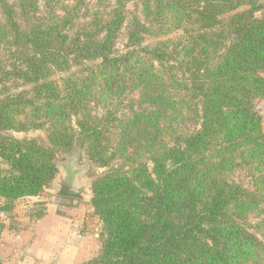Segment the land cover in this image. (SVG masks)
I'll list each match as a JSON object with an SVG mask.
<instances>
[{"label": "trees", "instance_id": "16d2710c", "mask_svg": "<svg viewBox=\"0 0 264 264\" xmlns=\"http://www.w3.org/2000/svg\"><path fill=\"white\" fill-rule=\"evenodd\" d=\"M134 1L45 0L40 13L0 0V213L78 145L105 169L90 185L101 249L80 264H264L249 222H264L262 6L139 0L141 19ZM37 130L45 140L12 136Z\"/></svg>", "mask_w": 264, "mask_h": 264}, {"label": "rangeland", "instance_id": "374dc122", "mask_svg": "<svg viewBox=\"0 0 264 264\" xmlns=\"http://www.w3.org/2000/svg\"><path fill=\"white\" fill-rule=\"evenodd\" d=\"M70 2V0H66ZM45 0H38L39 12H44ZM63 0H51V4L54 8L59 7ZM67 3V2H65ZM71 3V2H70ZM259 5L262 6L257 16L264 14V0L258 1ZM128 11L131 15L139 16L141 19L143 16L141 15V5L139 0H135L133 4H129L127 6ZM57 12L59 14L60 10ZM180 35V32L176 31L175 33L170 34L167 38L174 40L177 35ZM155 41V38L146 37L145 44L151 45ZM124 44V36H120L117 42V48L120 50L122 45ZM59 75L53 76V79H58ZM132 99H137V93L132 94ZM136 107V105H134ZM254 109L255 112L261 118V127L264 133V97L254 101ZM192 125L190 123L185 124L184 128L191 129ZM12 136L16 139L21 138H30V139H38L45 140L44 131H28L26 133H12ZM57 174L54 179L50 182L48 186H46L37 196L35 197H26L22 199H18L13 203L12 209L18 208L23 211L24 217H30V219L40 218L46 210L48 205H51V208L56 206L55 215L58 212V209L61 210L58 212L61 215H56L57 217L66 218V224L69 226V233L75 235L76 239L71 240L69 243H77L78 239L89 236L91 240L94 241V258L99 254L101 249V241H100V233L102 230L101 222L97 215L93 213V209L90 205L91 200V191L90 185L94 178L105 171L103 168H97L92 162H90L86 156V154L79 148L78 145H75L71 152L67 154H59L57 158ZM7 166L1 162L0 160V171H6ZM231 180L234 182L241 184L244 188L251 189L252 183L251 178L248 172L245 169H236L230 175ZM67 182L70 183L75 189H79L82 191V200L75 199H64L56 196V192L58 191L61 183ZM3 205V200L0 199V207ZM67 206V207H66ZM61 207V208H60ZM12 210V211H13ZM9 212V213H12ZM66 217H65V216ZM65 220V219H64ZM259 219L250 216L249 222L253 226L252 232L264 243V222L263 218H261V222L258 223L259 228L255 229V225ZM42 223V222H41ZM32 225V224H30ZM29 228V225H24L20 228L18 233H15V237H23ZM44 230L43 226L38 224V231ZM95 235V236H94ZM7 237V236H5ZM68 246V243L65 244ZM25 253V252H24ZM23 256H18L15 259V262L11 261L12 259H5L2 261L0 259V264H28L24 262ZM90 260V259H89ZM87 260V261H89ZM83 261V262H87ZM82 262V263H83Z\"/></svg>", "mask_w": 264, "mask_h": 264}, {"label": "crops", "instance_id": "0c3cea01", "mask_svg": "<svg viewBox=\"0 0 264 264\" xmlns=\"http://www.w3.org/2000/svg\"><path fill=\"white\" fill-rule=\"evenodd\" d=\"M55 208L48 205L37 220L24 217L23 211L17 207L12 213H0V259L15 262L14 258L23 256L28 264H80L91 259L95 255L94 241L84 236L81 241H75L77 243H69L76 237L68 232L66 218L57 217L61 215L58 212L55 215ZM38 224L44 230L38 231ZM24 225H29L30 229L23 237H15Z\"/></svg>", "mask_w": 264, "mask_h": 264}, {"label": "water", "instance_id": "95a60500", "mask_svg": "<svg viewBox=\"0 0 264 264\" xmlns=\"http://www.w3.org/2000/svg\"><path fill=\"white\" fill-rule=\"evenodd\" d=\"M56 196L64 199H75L82 200V191L75 189L70 183L63 182L61 183L58 191L55 193Z\"/></svg>", "mask_w": 264, "mask_h": 264}]
</instances>
